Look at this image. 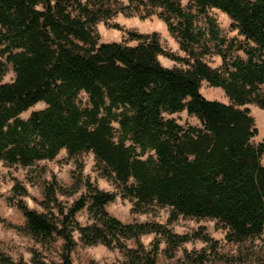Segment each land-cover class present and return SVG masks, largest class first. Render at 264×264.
<instances>
[{
  "label": "trees",
  "instance_id": "1",
  "mask_svg": "<svg viewBox=\"0 0 264 264\" xmlns=\"http://www.w3.org/2000/svg\"><path fill=\"white\" fill-rule=\"evenodd\" d=\"M113 1L118 7L116 0H0V79L8 64L15 74L13 81L0 84V157L27 164L52 158L64 144L73 153L93 147L106 161L105 173L115 169L121 181L131 176L139 180L138 188L124 185L123 191L139 197L140 209L153 204L169 206V221L179 215L217 218L222 228L230 226L225 237L231 242L263 234L264 141L257 146L251 143L256 135L254 120L248 109L240 107L255 103L264 110V0H196V13L190 11L192 4L184 11L179 0H163L172 17L182 18L172 31L182 37V47L194 64L187 57L162 51L154 32H129L128 39L143 41L138 47L100 41L93 27L115 15ZM211 5L238 18L248 39L221 37L209 14ZM200 16L205 26L194 32L193 24ZM249 39L259 47L248 46ZM209 41L227 60L224 70H229V64L238 69L230 72V78L202 60L209 52ZM194 42H203L200 53L192 51ZM237 50L245 51L247 59L236 55ZM157 53L189 64L192 70H164ZM203 80L221 88L229 102L208 101L200 91ZM81 89L87 95L83 105ZM39 102L45 106L21 117ZM182 110L195 116L201 126H182L164 116ZM89 126L95 131H88ZM15 191L26 194L19 184ZM52 192L49 187L48 193ZM92 199L90 192L85 194L64 223L72 224V213L86 208L106 227L84 228L83 236L77 238L63 231L65 264H73L70 257L77 241L84 246L103 241L111 248L116 240L117 247H125L117 233L128 241L157 231L167 239L166 251L172 255L182 241L190 239L157 222L122 224L105 211V201L113 197L100 192L94 203ZM19 209L27 211L26 202L21 201ZM27 214L31 229L49 238L53 225L44 216ZM191 239H204L216 248L215 241L203 232H195ZM158 252L157 245L143 256L133 249L127 254L131 264H157ZM189 260L204 264L206 255L200 252Z\"/></svg>",
  "mask_w": 264,
  "mask_h": 264
},
{
  "label": "clouds",
  "instance_id": "2",
  "mask_svg": "<svg viewBox=\"0 0 264 264\" xmlns=\"http://www.w3.org/2000/svg\"><path fill=\"white\" fill-rule=\"evenodd\" d=\"M81 2L85 3L86 0H81ZM117 3L118 7L116 4L111 5L116 9L113 19L119 20L123 25L127 26L126 38L129 31H145L142 28L136 29L133 25L139 24L141 18L146 13H150L151 15L148 18L154 21V26L162 31L163 36L167 38L161 41L162 51L178 54L180 57H187L193 64L195 63L189 51L182 47V37L178 32L172 31V28L176 27L178 20L182 18L172 17L163 0H159V2H154V0H143V2L141 0H117ZM189 4L193 5L190 11L196 13L198 11L196 0H179V7L184 11H189L187 7ZM38 7L43 10L42 6ZM210 8L209 14L217 23L221 37L229 41L233 38L238 39V41L248 39L246 34L242 32L238 18L219 6L211 5ZM200 24L201 21L194 22V32L199 30ZM101 28L103 30V25H101ZM112 34L116 42L120 43L121 33L112 30ZM141 43H143L141 40L126 39L122 46L138 47ZM201 43L194 42L191 46L192 51L200 53ZM208 46L209 52L207 55L212 61L209 67L221 72L224 77L230 78V72H235L238 69L229 64V70H224L227 60L222 57L220 52L216 51L211 41L208 42ZM248 46L259 47V44L255 40L249 39ZM223 47H227V45L225 44ZM236 55L244 60L247 59L246 52L243 50H237ZM157 59L163 61L162 67L164 70H173L174 60H167L159 53H157ZM232 59H235V56ZM184 68L192 70V66L189 64H185ZM80 91L83 92L84 89ZM208 101L213 102L210 98ZM132 114L130 113V115ZM78 123L82 125L83 121L81 120ZM87 130L95 131V128L89 126ZM4 131H7L6 127ZM114 142L118 144L119 140L117 139ZM32 144L33 142L30 141L29 146L31 147ZM82 151H86L85 157L78 153H73L69 145L64 144L59 147L58 153L52 158H37L27 164H24L19 159L9 162L6 158L0 157V192L11 197L7 202L6 212L0 215V264H41L45 259H47L48 264H51L53 260L56 261V264H65L62 253L64 251L63 245L67 243V240L61 235L63 231L68 230L72 236L82 237L84 228L96 226L105 229L106 227L92 212L85 210L81 213V209H76L72 213V224L66 226L64 223V217L89 192L93 197L92 203L95 202V196L103 192L114 198L112 201L113 206L119 204L129 212L131 217L139 216V220L112 217L106 207L105 211L108 212L109 218H115L122 224L158 221L161 225L172 228V225L166 224L164 219V217L170 216V212L162 211L160 215H155L153 211L144 210L146 214L139 215L141 212L138 207L139 197L123 191L124 185L138 188V179L131 176L128 181H121L117 170L113 169L110 173L104 172L103 165L106 164V161H103L97 155L93 147L82 149ZM61 156L65 158L61 159ZM113 177L117 179L114 180L112 179ZM130 181H135V183L132 184ZM18 184L25 189L26 194H19L15 191ZM89 184L92 185L91 190L89 189ZM49 187L53 188L51 194L48 193ZM21 201L26 202L27 206V211L20 210L23 220L20 222L10 221L8 213L17 210ZM108 203L109 201H105L106 205ZM59 207H62V212ZM87 207L90 208L91 205L88 204ZM171 207L174 209L175 205ZM27 212H34L37 216H44L47 222L53 225L49 238H43L31 229V218ZM53 214L55 219H53ZM149 217H151V221H149ZM216 222L217 218H212L200 220L199 224L211 225ZM188 223H192V221H188ZM196 229L197 226L195 224H193L191 229L184 227L174 229L179 235H187L190 239L182 241L171 256H166L164 264H190L189 257L198 254L202 248H207L208 241L191 239ZM229 230L230 226L220 232H212L211 235H223L224 232ZM205 234H207V229ZM117 237L126 244L125 247H117L116 240L112 241L111 248L103 241L89 244L87 246L88 251L95 254L88 262L82 261L81 264H131V258L127 254L129 249L136 250L138 256H143L146 253H151L157 245L158 251L161 252L169 247L167 239L157 231H148L132 237L131 239L135 241L134 243H129L126 237L120 233H117ZM257 243H261V241H257ZM98 248L103 249L106 255L102 257L96 251ZM73 264H75V261H73ZM157 264H159V261H157Z\"/></svg>",
  "mask_w": 264,
  "mask_h": 264
},
{
  "label": "rangeland",
  "instance_id": "3",
  "mask_svg": "<svg viewBox=\"0 0 264 264\" xmlns=\"http://www.w3.org/2000/svg\"><path fill=\"white\" fill-rule=\"evenodd\" d=\"M112 3L115 4L114 1ZM113 17L114 15L111 18H106V19H102L98 21L94 25L93 28L95 32L99 35V40L102 42H116V40L113 38L112 30L120 32L121 33L120 40L121 42H125L126 39H128V37L127 38L125 37L127 26L123 25L119 20L113 19ZM197 21H201V24L199 26L201 27L205 26V22L202 16H200ZM101 25H103V30L101 28ZM133 27L136 29L142 28V29H145V31L144 32L129 31V32H134L138 34H150L153 32L156 33L158 35L160 44L162 40L167 39L166 37L163 36L162 31H160L158 28L154 26V21L150 20L148 17H142L141 22L139 24L133 25ZM168 47H170V45H168ZM174 55L179 56L178 54H174ZM164 57L167 60H172L166 56ZM202 60L208 65L212 62L209 56L207 55V53L203 56ZM159 61L163 65V61L162 60H159ZM184 65L185 64L182 62L175 61V64L173 65V67L184 69ZM14 77H15V74L12 70V67L10 64H8L6 73L0 79V84L11 82L13 81ZM262 89L264 90V85L262 86ZM200 91L202 95L207 99L210 98L211 100H218V101L225 102V103L229 102V99L226 97L224 91L221 88L213 87L205 80L201 82ZM79 100L82 103V105L85 104L87 101V95L83 92L80 93ZM44 106L45 104L43 102H39L35 104L33 107L24 111L21 114V117L26 118L33 110L43 108ZM240 108L248 109L249 114L252 116L254 120V126L256 128V135L251 138V143L257 146L258 144L264 141V110L260 108L258 105H256L255 103H247L241 106ZM164 116L166 118L174 119L178 124L182 126H186V125L197 126V127L201 126L199 120L195 116L189 115L185 110L175 112V113H165ZM113 125L117 127L116 123H114ZM78 154L81 155L82 157H85L87 153L80 152ZM64 158L65 157L61 156V159H64ZM261 163H264V154L261 157ZM10 199L11 197L7 196V194L0 192V215L6 212L7 202ZM112 201L106 205L108 212H110L112 216L124 217L125 220H139V216L131 217L129 215V212L126 211V209L123 206L119 204H117L116 206H113ZM85 210L86 208L82 209L81 213H83V211ZM144 210L153 211L155 215H160L162 211H167V212L171 211L169 206L165 207V206L153 204V205L146 206L143 209H141V212L139 213V215L141 216L145 215L146 212ZM169 218L170 216L164 217V219L166 220V224L172 225V228L170 229L174 233H176L174 229L177 227H184L186 229H191L193 224L197 226V229L195 230V232L200 231V232L205 233V230L207 229V235L210 238H212V240L215 241L216 248L215 250H213L210 244H208L207 248H202L200 250V252H203L206 255V261L204 264H264V233L258 236L246 238L240 242H231L226 239L225 237L226 232H224L223 235H218V236L211 235L212 232H220L224 229L221 227L218 221L211 225H208V224L200 225L199 224L200 220H209L212 218L189 217V216H183V215H179L177 219H175L174 221H169ZM8 219L10 221H15V222L22 221L23 215L21 214L20 209L18 208L17 210H14L12 213H8ZM149 221H151V217H149ZM188 221H192V223H188ZM156 222L159 223L158 221ZM140 223H143V222H140ZM257 241H261V243H257ZM77 242L78 243L76 247L71 252L72 262L75 261V264H81L82 261L88 262L95 253L89 252L87 246L82 245L79 241ZM128 242L134 243L133 240H128ZM96 251L100 253L102 257L106 255L103 249L98 248ZM166 256H171L168 253V251H166V249H164L162 252L161 251L158 252L157 261H159V264H164ZM44 262L48 264L47 259H45ZM51 264H56V261L54 260L51 261Z\"/></svg>",
  "mask_w": 264,
  "mask_h": 264
}]
</instances>
